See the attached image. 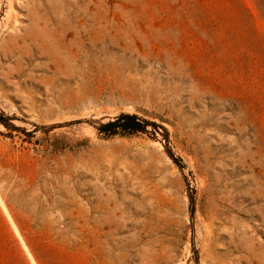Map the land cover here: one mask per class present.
<instances>
[{"label": "rangeland", "instance_id": "374dc122", "mask_svg": "<svg viewBox=\"0 0 264 264\" xmlns=\"http://www.w3.org/2000/svg\"><path fill=\"white\" fill-rule=\"evenodd\" d=\"M0 114V264H264V0H0Z\"/></svg>", "mask_w": 264, "mask_h": 264}, {"label": "bare ground", "instance_id": "6f19581e", "mask_svg": "<svg viewBox=\"0 0 264 264\" xmlns=\"http://www.w3.org/2000/svg\"><path fill=\"white\" fill-rule=\"evenodd\" d=\"M23 39L26 41H33L30 35L26 32L23 36ZM74 57H70V61H73ZM65 75L69 78L70 81L74 80H87L90 84H95V82L98 83L99 88H101L104 84V80L109 76V73H107L104 69H98V70H91L88 68H82L80 70H66ZM0 202L5 209L6 212L7 209L0 197ZM120 210V209H119ZM122 210V209H121ZM120 210V211H121ZM98 208L97 206L93 205L90 209V240H89V246H90V260L91 264H102L104 262V255L106 254V247L107 244V235L104 233V231L101 228V225L98 223ZM102 224L104 225L103 221Z\"/></svg>", "mask_w": 264, "mask_h": 264}, {"label": "trees", "instance_id": "16d2710c", "mask_svg": "<svg viewBox=\"0 0 264 264\" xmlns=\"http://www.w3.org/2000/svg\"><path fill=\"white\" fill-rule=\"evenodd\" d=\"M12 119L0 114V124L9 131H19L20 128L11 123ZM156 124L147 121L136 114H121L116 118L101 123L96 128L97 133L104 138H113L119 135H137L147 133L148 127Z\"/></svg>", "mask_w": 264, "mask_h": 264}]
</instances>
